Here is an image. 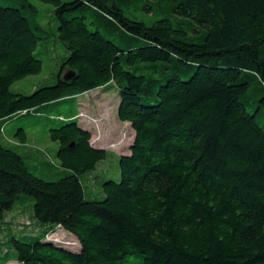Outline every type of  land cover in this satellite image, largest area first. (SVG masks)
Masks as SVG:
<instances>
[{
	"label": "trees",
	"instance_id": "1",
	"mask_svg": "<svg viewBox=\"0 0 264 264\" xmlns=\"http://www.w3.org/2000/svg\"><path fill=\"white\" fill-rule=\"evenodd\" d=\"M49 1L69 54L56 83L29 95L10 86L40 73L45 31L27 0L0 3V122L72 107L49 129L58 179L0 144V264H264V0ZM111 82L133 142L119 181L88 201L81 176L105 150L78 124L76 98ZM13 210L37 231H12ZM59 230L79 249L49 238Z\"/></svg>",
	"mask_w": 264,
	"mask_h": 264
},
{
	"label": "rangeland",
	"instance_id": "2",
	"mask_svg": "<svg viewBox=\"0 0 264 264\" xmlns=\"http://www.w3.org/2000/svg\"><path fill=\"white\" fill-rule=\"evenodd\" d=\"M19 2L20 0H0L2 5L15 3L17 6ZM27 2L35 7L37 13L33 14L29 11L26 15L45 31L42 34L45 39L35 51V57L42 62L40 73L27 76L10 86L12 92L22 95H29L40 87L54 85L60 65L69 54L57 39L52 2L49 0H27ZM76 99L79 102L78 114L75 117L78 124L82 129L90 132V142L96 141L94 148L105 150L104 159L96 164L95 169L81 176L85 198L88 201H100L104 197L101 190L102 183L119 181V157L128 154L133 142V131L129 124L121 123L117 118L119 97L115 83L111 82ZM50 109L52 112L46 116H42L37 111H29L27 115H15L0 122V144L17 152L35 176L54 181L59 177L56 173L61 170V164L55 156L59 145L49 139V129L61 123L57 115L67 117L72 112V107L71 103L67 102L65 105L53 106ZM260 125L264 128V123ZM20 130H23V140L18 138ZM84 177L88 180L86 181ZM25 203L32 207L30 198H27ZM14 206L16 209L21 203L18 202ZM22 218L24 217L18 213H10L5 223L9 226L18 224ZM30 232L31 230H24L22 233ZM49 238L70 250L79 249L78 242L65 231L59 230ZM130 261L132 264H140L133 258H130Z\"/></svg>",
	"mask_w": 264,
	"mask_h": 264
},
{
	"label": "built area",
	"instance_id": "3",
	"mask_svg": "<svg viewBox=\"0 0 264 264\" xmlns=\"http://www.w3.org/2000/svg\"><path fill=\"white\" fill-rule=\"evenodd\" d=\"M95 143L96 141L91 140L90 145H94ZM10 226L12 231H19V233L23 232L24 230H31L34 232L37 231V228L34 226V222L30 221L27 217L22 218L18 224H11Z\"/></svg>",
	"mask_w": 264,
	"mask_h": 264
},
{
	"label": "water",
	"instance_id": "4",
	"mask_svg": "<svg viewBox=\"0 0 264 264\" xmlns=\"http://www.w3.org/2000/svg\"><path fill=\"white\" fill-rule=\"evenodd\" d=\"M74 78V72L73 71H66L63 75H62V80L67 82L70 81ZM92 147L94 148V146L92 145ZM95 150H103V149H99V148H94Z\"/></svg>",
	"mask_w": 264,
	"mask_h": 264
},
{
	"label": "crops",
	"instance_id": "5",
	"mask_svg": "<svg viewBox=\"0 0 264 264\" xmlns=\"http://www.w3.org/2000/svg\"><path fill=\"white\" fill-rule=\"evenodd\" d=\"M79 103V102H78ZM122 123V122H121ZM124 124H128V123H124ZM133 131V130H132ZM133 136H134V132H133ZM86 180H88V178H86ZM10 213H19V212H17L16 210H13L12 212H10ZM10 213H8V214H10ZM7 214V215H8ZM68 234V233H67ZM68 235H70V234H68ZM71 236V235H70ZM9 264H12V263H9Z\"/></svg>",
	"mask_w": 264,
	"mask_h": 264
}]
</instances>
